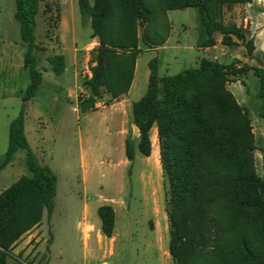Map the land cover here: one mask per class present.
Returning <instances> with one entry per match:
<instances>
[{
	"label": "trees",
	"instance_id": "obj_1",
	"mask_svg": "<svg viewBox=\"0 0 264 264\" xmlns=\"http://www.w3.org/2000/svg\"><path fill=\"white\" fill-rule=\"evenodd\" d=\"M15 1V19L27 44L24 67L31 83L19 116L10 124L9 146L0 172L18 150L25 149L30 175L0 193V264H8L13 248L42 223L46 213L51 220L58 189L57 175L39 163L25 131L26 106L44 81L38 69L40 47L35 35L40 0ZM250 2L79 0L82 19L91 23L93 38L99 43L91 56L92 75L86 81L89 94L81 106L84 113L95 109L104 94L118 99L129 93L141 39L149 48L163 46L170 37L168 12L172 10L197 8L208 36L205 47L214 46V35L219 33L223 45L231 48L242 43L256 61L255 66L239 69L204 58L196 67L164 77L159 74V59L149 62L147 92L132 107L139 143L137 147L128 144L126 156L133 163L138 149L149 157L150 131L157 126L168 190L169 253L174 264H264V180L255 165V134L249 113L228 88L232 75L253 72L259 81L260 117L264 120V52L255 54L249 32L223 20L225 7ZM48 62L57 75L66 70L63 55H50ZM98 215L102 233L113 237L114 208L103 205Z\"/></svg>",
	"mask_w": 264,
	"mask_h": 264
},
{
	"label": "rangeland",
	"instance_id": "obj_2",
	"mask_svg": "<svg viewBox=\"0 0 264 264\" xmlns=\"http://www.w3.org/2000/svg\"><path fill=\"white\" fill-rule=\"evenodd\" d=\"M57 1H52L54 10L48 9L50 0H42L39 8L35 35L40 47L38 69L44 81L26 106L25 124L28 142L39 163L51 167L58 177L55 208L51 220L46 215L38 228L40 239L36 242L34 238L30 243L31 254L16 250L8 258V264H100L101 260L111 264H174L169 253L168 190L159 139L155 137L149 167L141 154L137 161L130 162L126 147L136 145L139 140L132 107L147 92L149 62L153 58L160 60L161 77L196 66L201 53L190 47L200 46L206 38L202 35L205 29L199 11L187 8L168 12L171 27L168 45L172 49L150 50L159 47L149 48L141 39L130 101L119 103L104 94L95 109L84 113L81 106L89 94L86 81L92 75L91 56L99 43L93 40L89 21L78 26L77 38L71 34L62 38ZM258 2L257 7L254 0L225 7L224 22L246 29L254 40L258 30L264 29V0ZM15 12V0H0V164L6 159L10 124L19 116L31 83L29 70L24 67L27 44L21 39ZM246 17L250 18L246 21ZM161 25L160 19L158 27ZM70 26L75 27L73 23ZM140 36L143 38V28ZM215 36L221 40L218 42L221 54L216 61L239 69L256 65L242 43L230 48L223 45L222 35ZM254 44L255 54L260 53L261 44L256 45L255 40ZM50 55L65 56L67 67L61 75L54 73L48 62ZM228 88L251 118L257 148L256 170L264 180V120L260 117L259 81L253 72L232 75ZM26 156L25 149L18 150L10 164L1 170L0 193L20 177L30 175ZM103 205H111L116 213L113 254L107 239L95 252L86 247L84 240L83 224L97 227V219L100 225L97 208Z\"/></svg>",
	"mask_w": 264,
	"mask_h": 264
},
{
	"label": "crops",
	"instance_id": "obj_3",
	"mask_svg": "<svg viewBox=\"0 0 264 264\" xmlns=\"http://www.w3.org/2000/svg\"><path fill=\"white\" fill-rule=\"evenodd\" d=\"M52 1L53 0H50V2H49L52 5L51 6L49 4L51 6L50 9H53V4H52L53 2ZM90 1L93 2L94 0H90ZM57 3H58V8H60V13H59V17H60V29H59L60 35L62 36V38H64L66 34H68V35L71 34V35H73V38H77L78 32L80 31L78 26L82 25V22H83L82 15H81V12H80V7H79V0H58ZM254 3H255L254 4L255 7H257L256 4L259 3V2H258V0H254ZM41 4H42V0H40L39 8H40ZM53 10H52V12H53ZM38 14H39V12H38ZM249 18L250 17H246L245 20L247 21ZM72 23L75 26L74 29H72V27L70 26ZM6 31H8V30H6ZM202 35H203V37L205 35L206 38H205V40L202 41L201 45L197 46V47H193V46L190 47V49H195L196 48L201 53V56L196 61V66H198L199 62L202 59H204V58L210 59V60H216V59H218V57H220V54H221V50L218 47V42L220 43L221 40L217 39L216 36L214 35V39L216 40V44L214 46L205 47L203 44H204V42H206L208 40V36H207L206 33L202 34ZM93 40L96 42V44H98V38H94ZM254 40H255L256 45L258 44V42L261 44V46L259 47V51L264 52V29L258 30V32L256 34V37L254 35ZM168 44H169V40L163 46H160L159 48H155V49H150V50H164L165 51V50H168V49H172V47H170ZM174 58H177V57L174 55ZM138 62H139V58H138V61H137L134 81H133V84L131 86V89H130L129 93L119 97L118 99H115L116 102L120 103V102L127 101V100L130 101L129 100V96H130V94H131V92H132V90L134 89V86H135L136 75H137V70H138ZM149 76H150V71H149ZM111 106H113V105H111ZM139 136H140V134H139ZM139 136H138V139H139ZM155 137H158V139H159L157 126H154L151 129V131H150V139H151V143H152V153H151V155L149 157L144 156L145 157V162L148 165V167L150 166L151 156H152L153 150H154ZM138 143H139V140H138ZM138 143L136 144V147L138 146ZM159 143H160V141H159ZM159 149H160V144H159ZM139 154H141V153L137 149L135 161H137L139 159ZM86 183H87V177L84 178L83 184L85 185ZM98 209H99V207L97 208V212H98ZM46 215H47V213L44 215V219H45ZM96 222L98 224L97 227L92 226V225H87V223H84L83 226H82L83 229H84V240H85L86 247L87 248H91L92 252H95L98 248L100 249V247H102V244L104 243V240L107 239L108 241H110V242H108V248H110V253L113 254L114 250H115V241H116L115 240L116 239L115 236L113 235V237H111V238L106 237L102 233V222H101L100 225H99V222H98L97 219H96ZM42 223H43V221H42ZM41 224L39 226H37L36 228H34L33 230H31L30 232H28L24 237H22V239L17 243L18 246L16 245L13 248L12 252H14L16 250H18V251L20 250V252L26 251L27 254L30 255L31 252H32V249H33V246L30 245V243L33 241L34 238H36V240H35L36 242L40 239L39 237L37 238V236H38V233H39V229L38 228L41 226ZM26 236H28V238L21 245H19V243ZM100 264H111V263L101 260Z\"/></svg>",
	"mask_w": 264,
	"mask_h": 264
},
{
	"label": "water",
	"instance_id": "obj_4",
	"mask_svg": "<svg viewBox=\"0 0 264 264\" xmlns=\"http://www.w3.org/2000/svg\"><path fill=\"white\" fill-rule=\"evenodd\" d=\"M137 128V127H136ZM137 130H138V128H137ZM139 131V130H138Z\"/></svg>",
	"mask_w": 264,
	"mask_h": 264
},
{
	"label": "built area",
	"instance_id": "obj_5",
	"mask_svg": "<svg viewBox=\"0 0 264 264\" xmlns=\"http://www.w3.org/2000/svg\"><path fill=\"white\" fill-rule=\"evenodd\" d=\"M258 1H260V0H258Z\"/></svg>",
	"mask_w": 264,
	"mask_h": 264
}]
</instances>
